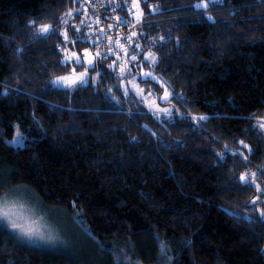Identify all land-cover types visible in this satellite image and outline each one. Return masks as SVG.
<instances>
[{"label": "trees", "instance_id": "1", "mask_svg": "<svg viewBox=\"0 0 264 264\" xmlns=\"http://www.w3.org/2000/svg\"><path fill=\"white\" fill-rule=\"evenodd\" d=\"M112 7L137 56L90 39V0H0V197L85 239L40 248L0 224V264H264V0H143L140 24ZM86 51L89 82L54 87ZM118 63L162 78L171 115L124 93Z\"/></svg>", "mask_w": 264, "mask_h": 264}, {"label": "rangeland", "instance_id": "2", "mask_svg": "<svg viewBox=\"0 0 264 264\" xmlns=\"http://www.w3.org/2000/svg\"><path fill=\"white\" fill-rule=\"evenodd\" d=\"M124 1V8L127 12V17L129 18V21L140 24L143 21L144 12L141 7V2L143 0H122ZM111 50L121 52L122 56V49L118 47L115 43H110ZM113 48V49H112ZM85 53H88V55H85ZM82 56H79L75 54L73 57H79L80 63L79 65H82L83 68L80 71H75V75L79 76L81 73H84L85 70H87V74L84 77L83 81H77L74 84H71L69 86L67 81H60L61 77H67L72 76L73 72L71 74L59 76L55 78L52 82L53 86L56 88H67V89H74L80 85L87 84L90 80V70L94 68L97 60V56L94 53H91L89 51H86ZM89 60L92 61L91 65L89 64ZM119 60V59H117ZM145 61L148 62V65L152 66L154 63H156L157 58L154 54L149 53L147 54ZM113 67L115 66V63H113ZM134 71L131 68L130 65L124 66L121 63H118L116 65V73L123 79L120 80V88L124 91V93L131 92L136 96L137 98L141 99L143 104L145 105L146 109L155 117L161 118V117H167L170 116L173 112L172 107L169 105V99L171 97V92L166 86L165 81L160 78L159 76H156L152 74V69H141L139 75L130 77L129 74H132ZM145 74H150L146 76ZM141 77L143 79L149 78L151 81H153L159 88L162 89L161 94H155L156 92L150 90L149 92H146L144 88L140 86L138 83V78ZM94 80V76L92 78ZM143 90L142 92L140 90ZM167 94V99H164L165 95ZM261 125H264V116L258 120L255 121V126L264 132V127ZM257 183L254 184L255 188H257ZM259 186V185H258ZM259 189H261V186H259ZM263 190V189H262ZM261 191V190H260ZM7 204V206L15 211L17 213L16 216L12 217L9 220L4 221L3 223H0L2 226H4L6 229H8L12 234L15 235L19 241L29 245V246H36V247H52V248H59L64 249L68 246L70 248H76L80 249L81 245L84 244L85 239L80 237L78 235V231L73 229V227L65 226L62 223V216L60 217L58 214L51 213L44 211L45 209L42 208L40 205L37 207L34 206V204L31 201L25 200L24 198L17 197V196H3L0 197V204ZM58 212V211H57ZM22 213V215H21ZM12 220H15L17 223L24 225L25 227H31L35 230V234L31 237L24 235L22 232H20L19 229H15L12 226ZM78 220L75 219L74 223L77 225V227H81ZM79 229V228H78ZM80 230V229H79ZM82 231V230H80ZM77 232V234H75ZM76 236V240L74 241V238ZM81 238L83 239V243L80 245ZM78 239H80L78 241ZM79 244V246H77ZM68 247V248H69Z\"/></svg>", "mask_w": 264, "mask_h": 264}, {"label": "built area", "instance_id": "3", "mask_svg": "<svg viewBox=\"0 0 264 264\" xmlns=\"http://www.w3.org/2000/svg\"><path fill=\"white\" fill-rule=\"evenodd\" d=\"M92 12H86V20L89 25L98 26V33L90 35L92 40L101 41V49H106L110 43H115L122 49L124 54H130L131 56H137L138 53L132 48L130 42L127 39V35L132 33L135 26H127L125 29L120 24H111L106 20L107 12H114L113 4L114 0H90ZM112 7V8H111ZM113 25V27H112ZM65 48V47H64Z\"/></svg>", "mask_w": 264, "mask_h": 264}, {"label": "snow or ice", "instance_id": "4", "mask_svg": "<svg viewBox=\"0 0 264 264\" xmlns=\"http://www.w3.org/2000/svg\"><path fill=\"white\" fill-rule=\"evenodd\" d=\"M34 23V22H33ZM41 32L47 33L49 31V26L45 25L42 26L40 28ZM85 55H88V53H85ZM75 56V54L73 53L72 55L66 57L67 60H71L73 57ZM76 63L79 64L80 63V58L77 56L75 57ZM92 61L89 60V64L91 65ZM87 74V70H85L84 73H81L79 76L75 75V70H73V75L72 76H67V77H61L60 81L58 82H62V81H67L69 86H71V84L76 83L77 81H83L84 77ZM146 76L150 75V74H145ZM141 92L143 91L142 89L140 90ZM164 99H167V94L165 95ZM201 119H203V117H201ZM262 127H264V125H261ZM253 176H255V174H253ZM242 180L245 181L246 184H251L252 181H249L246 179V177H241ZM257 190H261L259 189V186L257 185ZM17 213L15 211H13L12 209H10L7 204H0V223H3L6 220L11 219L12 217L16 216ZM22 215V213H21ZM12 226L15 229H19L20 232H22L24 235L26 236H33L35 234V230L31 227H25L22 224L17 223L15 220H12Z\"/></svg>", "mask_w": 264, "mask_h": 264}]
</instances>
